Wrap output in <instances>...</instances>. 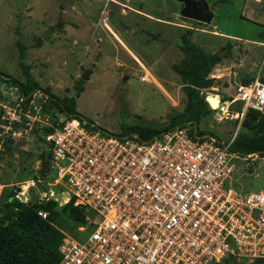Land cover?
I'll return each instance as SVG.
<instances>
[{
  "label": "rangeland",
  "instance_id": "rangeland-1",
  "mask_svg": "<svg viewBox=\"0 0 264 264\" xmlns=\"http://www.w3.org/2000/svg\"><path fill=\"white\" fill-rule=\"evenodd\" d=\"M206 1L213 18L204 24L182 17L175 0H0V73L8 76L0 79V103L15 88L9 78L26 81L18 64L20 43L30 75L47 89L43 110L52 126L65 117L53 103L57 98L74 100L78 115L111 135L123 136L134 126L162 130L188 106L173 68L183 59L179 45L186 30L206 54L223 48L230 53L211 70L212 86L200 89L201 97L232 99L238 84L249 83L257 70L264 73V0ZM203 110L207 114L198 129L222 141L233 135L235 121L220 120L209 106ZM34 131L13 142L0 158V205L14 186L44 178L39 173L44 133ZM234 163L233 186L264 190L262 158ZM54 217L59 230L79 241L91 231L78 230L61 211Z\"/></svg>",
  "mask_w": 264,
  "mask_h": 264
},
{
  "label": "built area",
  "instance_id": "built-area-1",
  "mask_svg": "<svg viewBox=\"0 0 264 264\" xmlns=\"http://www.w3.org/2000/svg\"><path fill=\"white\" fill-rule=\"evenodd\" d=\"M262 47L264 59V42ZM11 90L0 103V158L34 129L52 127L42 92L24 96ZM217 99L215 116L235 121L237 129L248 108L264 115V81L255 77L239 85L232 99ZM53 128L42 136L41 154L48 152L46 178L17 186L24 190L13 196L19 199L38 183L23 202L35 198L38 204L64 205L72 199L74 206L87 210L78 230L91 231L82 241L63 233L55 264L264 262V190L232 185L234 160H264V152L231 150L236 129L222 141L193 131L190 135L189 126L149 139L137 133L117 136L75 117ZM36 212L47 218L46 210Z\"/></svg>",
  "mask_w": 264,
  "mask_h": 264
},
{
  "label": "trees",
  "instance_id": "trees-1",
  "mask_svg": "<svg viewBox=\"0 0 264 264\" xmlns=\"http://www.w3.org/2000/svg\"><path fill=\"white\" fill-rule=\"evenodd\" d=\"M191 34L190 30H186L181 34L179 48L183 54V59L180 65L173 66L183 84L182 91L188 98L186 111L176 115L162 130L134 126L128 128L125 135L137 133L141 139H149L176 126H189V133L193 135V121L197 124V135L211 134L198 129L199 120L207 114L203 108L205 105L208 106L206 100L200 95V89L212 86L213 80L208 77L212 67L220 63L223 57H229L230 53L225 52L223 50L225 48H223L219 52L208 55L191 41ZM18 46V64L26 77V81L19 82L14 78H9V81L24 96L36 90L46 94L47 89L39 87L30 75L28 66L23 62V45L18 43ZM0 77L2 80L8 79V76L4 74H1ZM262 80L264 81V78ZM53 100V103L59 108V112L64 114V119L75 117L81 121L86 120L74 111V100L71 99L67 103L57 98ZM43 107H45L44 104ZM63 120L55 122V126L42 128V132L47 134L54 129L53 127L62 126ZM34 132L39 131L35 129ZM230 149L240 154L251 152L262 154L264 152V115L257 110L248 108L240 121L238 134L235 136ZM47 156L48 152L41 154L39 173L44 177L48 173ZM235 188L240 189L239 187ZM37 209L46 210L48 212L47 218L40 217L36 212ZM59 211L65 213L68 219L78 227L84 225L85 216L88 214L84 207L74 206L72 202L64 208L58 209L57 203L54 201L39 204L36 203V200L23 202L14 197L10 191L0 205V264L57 263L60 259L58 247L64 236L63 232L54 224V215ZM230 263V260L225 259L218 264Z\"/></svg>",
  "mask_w": 264,
  "mask_h": 264
},
{
  "label": "water",
  "instance_id": "water-1",
  "mask_svg": "<svg viewBox=\"0 0 264 264\" xmlns=\"http://www.w3.org/2000/svg\"><path fill=\"white\" fill-rule=\"evenodd\" d=\"M181 4L180 8V15L182 17H185L187 19H191L197 22L202 23H210V21L213 18V11L211 10L208 2L206 0H175ZM60 26V25H58ZM86 78V74L82 76V79ZM206 102L211 106L212 109H214L218 104V99L213 97L212 95H208L205 97ZM193 132H197V124L196 122H192ZM209 138L217 139V137L213 136L212 134H206ZM36 158V156H34ZM39 187V184L36 183V186L32 187V189L29 190V193L20 195V200L23 201L27 196H33L34 192ZM14 190L11 192V194H17L20 192V187L14 186Z\"/></svg>",
  "mask_w": 264,
  "mask_h": 264
},
{
  "label": "crops",
  "instance_id": "crops-1",
  "mask_svg": "<svg viewBox=\"0 0 264 264\" xmlns=\"http://www.w3.org/2000/svg\"><path fill=\"white\" fill-rule=\"evenodd\" d=\"M210 22H211V21H210ZM261 45H262V43H261ZM218 52H219V51H218ZM229 57H230V56H229ZM229 57H223V58L221 59L220 63L223 61L224 58H229ZM261 60H262V65H264V59H261ZM220 63L215 64V65L212 67V69L215 68L216 66H219L218 64H220ZM212 69H211V70H212ZM238 69H239V68H238ZM257 71H258V73H256V74L253 73V74H252V76L255 74V75L253 76L252 80H253L255 77H259L261 80H262V78H264V73H263V71H262V70H261V71L257 70ZM210 72H211V71H210ZM260 72H262V75H261L262 77L259 75ZM209 74H210V73H209ZM208 77H209V75H208ZM212 79H213V78H212ZM252 80H251V81H252ZM251 81H250V82H251ZM262 81H263V80H262ZM246 84H247V83H246ZM239 85H241V84H238V86H239ZM231 87H232V86H230V88H231ZM229 91H230V90H229ZM212 96H215V97H217V98H220V97L217 96V95H212ZM238 127H239V125H238ZM213 136H214V135H213ZM217 139H218V138H217ZM16 143H17V142H16Z\"/></svg>",
  "mask_w": 264,
  "mask_h": 264
},
{
  "label": "bare ground",
  "instance_id": "bare-ground-1",
  "mask_svg": "<svg viewBox=\"0 0 264 264\" xmlns=\"http://www.w3.org/2000/svg\"><path fill=\"white\" fill-rule=\"evenodd\" d=\"M23 190H24V187H21V188H20V191H23Z\"/></svg>",
  "mask_w": 264,
  "mask_h": 264
}]
</instances>
